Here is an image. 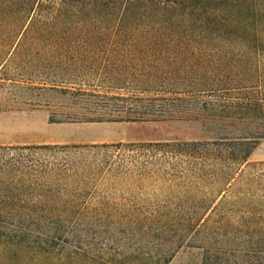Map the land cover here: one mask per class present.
<instances>
[{
    "label": "trees",
    "instance_id": "obj_1",
    "mask_svg": "<svg viewBox=\"0 0 264 264\" xmlns=\"http://www.w3.org/2000/svg\"><path fill=\"white\" fill-rule=\"evenodd\" d=\"M6 48L62 120L206 137L0 144V264H264V0H0Z\"/></svg>",
    "mask_w": 264,
    "mask_h": 264
},
{
    "label": "rangeland",
    "instance_id": "obj_2",
    "mask_svg": "<svg viewBox=\"0 0 264 264\" xmlns=\"http://www.w3.org/2000/svg\"><path fill=\"white\" fill-rule=\"evenodd\" d=\"M9 42L7 43V45ZM31 58L4 50L0 53V144H91L116 142H164L202 139V127L192 118L163 121L82 122L62 120L61 110L52 105L47 92L39 91V72ZM59 112V113H58ZM51 118V119H50ZM248 161H264V141L255 147ZM37 235V234H34ZM101 240L106 242L101 234ZM106 248H127L123 234ZM128 242V241H127ZM198 249L182 248L169 264H198Z\"/></svg>",
    "mask_w": 264,
    "mask_h": 264
}]
</instances>
